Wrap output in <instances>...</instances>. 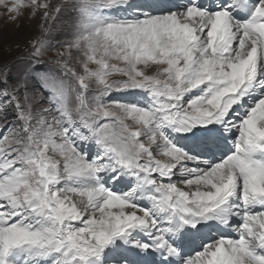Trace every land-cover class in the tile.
I'll list each match as a JSON object with an SVG mask.
<instances>
[{
	"label": "snow or ice",
	"instance_id": "6c2138e0",
	"mask_svg": "<svg viewBox=\"0 0 264 264\" xmlns=\"http://www.w3.org/2000/svg\"><path fill=\"white\" fill-rule=\"evenodd\" d=\"M0 6V264H264V0Z\"/></svg>",
	"mask_w": 264,
	"mask_h": 264
},
{
	"label": "rangeland",
	"instance_id": "374dc122",
	"mask_svg": "<svg viewBox=\"0 0 264 264\" xmlns=\"http://www.w3.org/2000/svg\"><path fill=\"white\" fill-rule=\"evenodd\" d=\"M40 17L31 18L25 10L13 19L5 7L0 6V57L9 59L19 54L28 41L39 31Z\"/></svg>",
	"mask_w": 264,
	"mask_h": 264
}]
</instances>
